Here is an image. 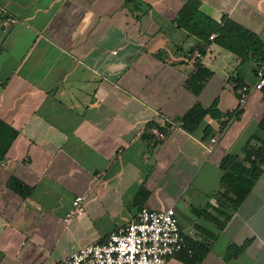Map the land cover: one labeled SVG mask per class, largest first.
<instances>
[{
	"label": "crops",
	"instance_id": "crops-1",
	"mask_svg": "<svg viewBox=\"0 0 264 264\" xmlns=\"http://www.w3.org/2000/svg\"><path fill=\"white\" fill-rule=\"evenodd\" d=\"M184 1L0 0L16 19L0 21V118L18 130L0 159V264H58L141 206H173L182 235L207 241L204 229L217 233L199 261L175 252L164 264H264V168L236 209L215 197L221 158L241 155L258 132L264 90L234 113L235 85L255 82V62L240 63L216 43L200 57L211 70L203 87L187 85L198 38L173 21ZM200 7L264 41V0H200ZM214 99L221 117L206 114L191 131L181 126L186 110ZM149 121L161 129L147 128ZM11 177L29 194L13 191ZM75 195L84 211L65 222ZM209 203L230 212L220 230L193 212L221 218Z\"/></svg>",
	"mask_w": 264,
	"mask_h": 264
},
{
	"label": "trees",
	"instance_id": "trees-1",
	"mask_svg": "<svg viewBox=\"0 0 264 264\" xmlns=\"http://www.w3.org/2000/svg\"><path fill=\"white\" fill-rule=\"evenodd\" d=\"M173 21L177 26L198 38L195 49L200 51L201 54L207 51L211 43H216L234 53L239 58L240 63L253 60L256 66L264 61V41L255 31L226 14H223L219 19L212 17L201 9L200 0H185L174 16ZM211 34H213L212 38L209 37ZM210 75L211 70L201 63L200 57H196L194 71L186 80L187 85L193 91L198 92ZM242 84L244 83L238 82L235 87L238 88ZM241 110L237 111L236 114L240 113ZM206 114L212 117H221L224 114L217 107V99H214L207 107H202L200 104L193 105L186 110L179 121L183 128L191 131ZM231 114V112L227 113L228 116ZM146 126L147 128L155 126L161 129L154 121H149ZM257 129L258 132L252 133L243 144L241 155L228 152L221 158L219 187L215 191V197L217 202L229 211L236 209L241 204L255 180L263 171L264 137L261 133L264 134V115L259 119ZM17 135L18 130L0 118V159L4 157ZM144 135L147 136L148 133ZM8 185L21 196L28 195L31 190L30 186L17 177H11ZM207 206L218 210L221 218L208 213L203 208L194 207L193 212L195 214H205L220 230L230 217V212L211 203ZM204 232L208 236L207 241L195 239L189 235H182L183 246L176 251L179 258L185 262L194 263L206 254L210 247V240L215 238L217 233L207 229H204ZM235 250L234 246L230 247L227 255L233 254Z\"/></svg>",
	"mask_w": 264,
	"mask_h": 264
},
{
	"label": "built area",
	"instance_id": "built-area-1",
	"mask_svg": "<svg viewBox=\"0 0 264 264\" xmlns=\"http://www.w3.org/2000/svg\"><path fill=\"white\" fill-rule=\"evenodd\" d=\"M0 21L7 24L16 21L5 16L0 7ZM213 37V34L209 36ZM194 56L201 57L195 49ZM255 82L242 84L237 88V101L234 113L243 109L253 90L264 86V61L255 66ZM216 142L210 137L207 149L211 150ZM83 196L75 195L63 220L68 222L73 216L84 211ZM183 246V236L175 216L173 206L164 209H152L141 206L135 217L128 223L118 226L99 241H93L79 247L64 256L58 264H164L166 259Z\"/></svg>",
	"mask_w": 264,
	"mask_h": 264
}]
</instances>
